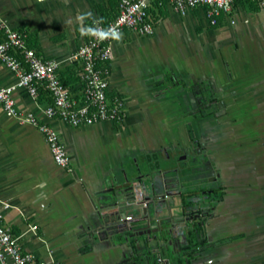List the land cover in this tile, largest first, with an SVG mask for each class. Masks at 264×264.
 Returning a JSON list of instances; mask_svg holds the SVG:
<instances>
[{"label": "crops", "instance_id": "1", "mask_svg": "<svg viewBox=\"0 0 264 264\" xmlns=\"http://www.w3.org/2000/svg\"><path fill=\"white\" fill-rule=\"evenodd\" d=\"M151 11L153 34L127 29L111 44V80L127 100L123 121L72 127L45 113L52 101L46 89L34 99L16 88L18 107L60 133L71 168L55 163L37 126L7 115L0 104L5 223L24 250L48 264H171V252L156 254L163 259L158 263L136 262L123 236L114 243L100 239L93 232L95 203L116 179L119 186H134L140 200L153 197L145 175L148 152L160 153L167 167L179 168L174 173L182 182L189 180L182 177L187 164L174 158L193 149L194 162L207 166L202 185L219 191L206 198L213 207L204 221L205 249L187 264H264V7L239 2L232 13L236 22L222 15L216 26L202 9L183 15L164 5ZM114 15L109 0H0V28L32 35L41 55L64 62L62 72L72 68L67 58L94 21ZM15 82L0 62V86ZM200 94L223 112L203 114ZM178 184L172 177L161 191L176 193Z\"/></svg>", "mask_w": 264, "mask_h": 264}, {"label": "built area", "instance_id": "2", "mask_svg": "<svg viewBox=\"0 0 264 264\" xmlns=\"http://www.w3.org/2000/svg\"><path fill=\"white\" fill-rule=\"evenodd\" d=\"M239 2L264 7V0H120L116 16L108 22L96 19L85 40L67 58L78 76V81L73 84H65L61 78L62 60L41 55L37 48L28 45L27 32L3 25L0 62L16 75V82L0 86V104L7 115L37 126L50 146L55 163L71 168L69 150L60 133L35 113L18 107L14 95L16 88H25L34 99L38 98L41 88L46 89L52 101L44 108L45 113L72 127L91 126L104 121L121 122L126 116L127 100L114 90L111 80V44L114 38L127 29L142 35L153 34L156 20L151 10L160 4L183 15L202 9L209 23L216 25L221 15L235 23L232 13ZM31 228L37 230L38 226L33 224ZM0 264H48L34 252L23 249L19 235L5 223L2 211Z\"/></svg>", "mask_w": 264, "mask_h": 264}, {"label": "flooded vegetation", "instance_id": "3", "mask_svg": "<svg viewBox=\"0 0 264 264\" xmlns=\"http://www.w3.org/2000/svg\"><path fill=\"white\" fill-rule=\"evenodd\" d=\"M209 88L212 89L208 85L202 87L204 90ZM200 96L198 109L203 114L223 112L224 109L220 108V105H214V99L204 97L203 94ZM165 157L173 160L169 151ZM146 159L149 172L145 175L151 177V184L154 182L156 189L153 190L152 187L153 197L145 196L140 201L143 202L145 209L155 207L158 211L153 213L148 223L141 221L134 226L135 229L125 231L123 235L135 251V261L145 262L150 259L158 263L163 259L157 258L156 254L168 252L175 255L193 252L195 256L192 260L199 258V254L205 249L202 238L204 221L211 214L213 207L212 201L206 202V198L208 195H217L219 191L218 188L202 185V171L207 166L194 162L196 155L193 149L183 150L174 158L187 164L188 174L182 177L189 180L183 179L182 182L177 173H174L180 171L179 168L167 167L160 153L148 152ZM172 177L179 183V189L176 193L162 192V188ZM140 182L144 191L145 184L142 178Z\"/></svg>", "mask_w": 264, "mask_h": 264}, {"label": "water", "instance_id": "4", "mask_svg": "<svg viewBox=\"0 0 264 264\" xmlns=\"http://www.w3.org/2000/svg\"><path fill=\"white\" fill-rule=\"evenodd\" d=\"M121 183L118 179L115 180V186L122 185ZM115 186L101 194L99 204L95 203V228L93 230L100 239L113 243L117 235L123 236L125 231L135 229L134 226L141 221L148 223L153 213L158 211L155 207L144 208L134 186H119L118 188ZM152 187L153 190L156 189L154 182H152Z\"/></svg>", "mask_w": 264, "mask_h": 264}, {"label": "trees", "instance_id": "5", "mask_svg": "<svg viewBox=\"0 0 264 264\" xmlns=\"http://www.w3.org/2000/svg\"><path fill=\"white\" fill-rule=\"evenodd\" d=\"M110 2V7L111 10H114L115 15L118 13L119 9V3L120 0H109ZM165 4H160L158 6H164ZM103 14L105 13V10L102 9ZM101 20L108 22L109 20H104L103 18H101ZM218 24H220L222 22V15L219 16L218 19ZM216 24V25H218ZM213 25V26H216ZM4 34V30L2 28H0V39L2 37V35ZM27 41H28V45L30 47L36 48L38 46V41L36 39H34V37L30 34H27ZM61 78L64 81L65 84H73L75 82L78 81V76L76 75V71L73 68H69L67 71L61 72ZM48 92V91H47ZM203 243H207L206 239H203ZM195 253L193 252H187V253H181V254H169V262L171 264H187L190 263L192 261V258H194Z\"/></svg>", "mask_w": 264, "mask_h": 264}]
</instances>
